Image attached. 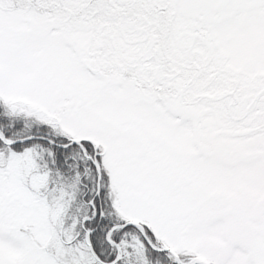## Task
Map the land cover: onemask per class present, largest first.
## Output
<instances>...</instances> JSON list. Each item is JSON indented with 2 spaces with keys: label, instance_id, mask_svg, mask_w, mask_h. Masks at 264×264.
<instances>
[{
  "label": "rangeland",
  "instance_id": "obj_1",
  "mask_svg": "<svg viewBox=\"0 0 264 264\" xmlns=\"http://www.w3.org/2000/svg\"><path fill=\"white\" fill-rule=\"evenodd\" d=\"M0 93L103 142L114 203L176 251L264 264V0H0ZM46 175L0 147V264H95Z\"/></svg>",
  "mask_w": 264,
  "mask_h": 264
},
{
  "label": "trees",
  "instance_id": "obj_2",
  "mask_svg": "<svg viewBox=\"0 0 264 264\" xmlns=\"http://www.w3.org/2000/svg\"><path fill=\"white\" fill-rule=\"evenodd\" d=\"M128 70L132 74V69ZM15 99L0 93V131L13 139L34 138L12 145L0 138V147L22 152L29 147L37 168L46 171L44 190L47 201L57 207L58 235L62 229L65 240L74 238L66 245L58 239L61 246L82 245L95 264H106L96 260L91 253L85 241V233L89 230V241L100 259L113 261L116 244L120 247L121 256L110 264H178L174 256L160 249L167 240L156 237L149 223L145 228L148 241L137 226L127 225L114 228L109 237L115 242H109L110 229L130 219V215L114 203L116 186L104 164V146L100 145L96 150L101 168L99 178L93 160L95 148L90 141L70 144L71 133L60 127L61 120L55 115L26 112V108L17 105L21 100ZM177 252L181 258L190 257L183 251Z\"/></svg>",
  "mask_w": 264,
  "mask_h": 264
},
{
  "label": "water",
  "instance_id": "obj_3",
  "mask_svg": "<svg viewBox=\"0 0 264 264\" xmlns=\"http://www.w3.org/2000/svg\"><path fill=\"white\" fill-rule=\"evenodd\" d=\"M0 137H1V139H2L3 142L8 143V144H14V143H17V142H20V141H27V140H29V139L34 138V136H31V137H24V138H20V139H11V138H7V137H6L1 131H0ZM48 140H49V139H48ZM85 140H91V137H89V136H84V137H72L71 140H70V143H80L81 141H85ZM95 142H96V143H99L98 140H95ZM94 159H95V158H94ZM94 164H95L96 169H97V172H98V177L100 178V172H101V171H100L99 165H98V163H97L96 160L94 161ZM97 184H98V186H99V182H98ZM127 225H132V226H137V227H139V228L142 230V232L144 233V235H145V229H144V227H145L146 223H145L144 221L139 220V219H136V218H134V219H130V220L126 221V222H123V223H120V224H116V225H114V226L110 229L109 234H110V232H111L114 228H117V227H125V226H127ZM109 234H108V238H109ZM60 235L62 236V233H60ZM144 237L148 240V237H147L146 235H145ZM109 241H110L111 243L113 242V240H111V239H109ZM87 242L89 243V240H88V239H87ZM89 248H90L92 254H93L98 260H101V259L99 258V256L95 253L92 244H89ZM161 249L171 252V253L175 256V258H176L178 264H195V263H200V264H211V262H210L207 258H205V257H203V256H193V257L191 258V261H189V262H185V261H183L181 258H179V255L175 252V250L172 249V248H170L169 246L162 247ZM117 250H118V255H116V257L114 258L113 261L117 260L118 257H119V252H120V247H119V246H117ZM101 261L104 262V263H107V264H110V263L113 262V261H109V262H107V261H103V260H101Z\"/></svg>",
  "mask_w": 264,
  "mask_h": 264
},
{
  "label": "bare ground",
  "instance_id": "obj_4",
  "mask_svg": "<svg viewBox=\"0 0 264 264\" xmlns=\"http://www.w3.org/2000/svg\"><path fill=\"white\" fill-rule=\"evenodd\" d=\"M189 260H191V258H189Z\"/></svg>",
  "mask_w": 264,
  "mask_h": 264
}]
</instances>
